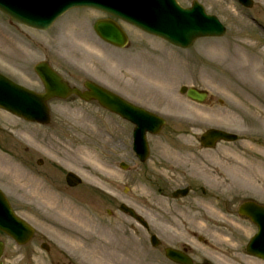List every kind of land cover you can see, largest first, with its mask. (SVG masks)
I'll return each mask as SVG.
<instances>
[{
	"label": "rangeland",
	"instance_id": "374dc122",
	"mask_svg": "<svg viewBox=\"0 0 264 264\" xmlns=\"http://www.w3.org/2000/svg\"><path fill=\"white\" fill-rule=\"evenodd\" d=\"M199 1L227 31L189 49L128 24L130 47L107 45L93 29L101 16L95 10L72 9L48 31L12 25L0 12V64L14 68L23 85L41 90L37 75L27 69L49 60L82 89L85 80L96 79L168 119L159 135L148 136L151 153L140 163L132 148L134 126L97 102L53 100L47 126L0 110V187L17 214L37 229L24 247L0 235L7 245L4 264H173L160 249L183 241L196 246L198 260L212 264H264L246 252L257 226L237 214L244 200L264 203V73L255 68L260 62L264 68V0H254L249 10L234 0ZM179 2L189 6L192 0ZM183 85L208 90L211 101H190L180 93ZM209 128L239 139L203 149L199 137ZM68 171L82 184L68 187ZM34 180L56 203L82 210L93 227H79L39 203L31 191ZM186 185L194 187L191 195L172 197ZM121 203L145 215L162 241L158 248L119 210ZM195 232L203 242L192 239ZM68 235L80 238L91 255L67 242Z\"/></svg>",
	"mask_w": 264,
	"mask_h": 264
},
{
	"label": "water",
	"instance_id": "95a60500",
	"mask_svg": "<svg viewBox=\"0 0 264 264\" xmlns=\"http://www.w3.org/2000/svg\"><path fill=\"white\" fill-rule=\"evenodd\" d=\"M251 6L250 0H240ZM75 7H91L118 17L142 30L162 37L174 45L188 48L199 37L221 36L225 27L217 17L207 15L204 8L194 2L191 8H182L176 0H0V9L11 18L38 29H48L65 11ZM95 29L106 41L123 47L128 42L124 30L112 19L99 20ZM36 71L42 79L46 92L37 94L23 88L0 75V107L30 121L48 123L50 121L47 102L54 97L67 98L72 93L86 101L97 100L108 110L136 123V147L145 146V133L159 132L164 120L144 109L129 103L107 89L87 81L86 91L71 88L47 63H40ZM191 99L203 102L207 94L195 88L181 89ZM236 136L224 131L212 129L202 136L203 144L211 146L218 140H235ZM147 155L146 146L139 149ZM68 182L76 185L79 180L69 174ZM121 209L136 217L134 211L122 205ZM241 212L249 216L260 232L248 245V252L264 259V207L253 203L242 206ZM140 221L141 218H138ZM0 229L8 233L19 243L24 244L33 236L32 227L16 216L6 197L0 190ZM4 245L0 242V258ZM166 255L182 264H194L192 260L174 249H166ZM1 264V261H0Z\"/></svg>",
	"mask_w": 264,
	"mask_h": 264
},
{
	"label": "bare ground",
	"instance_id": "6f19581e",
	"mask_svg": "<svg viewBox=\"0 0 264 264\" xmlns=\"http://www.w3.org/2000/svg\"><path fill=\"white\" fill-rule=\"evenodd\" d=\"M245 61H247V59ZM250 61H254V60H250ZM255 68L257 69L258 74L264 73V68L261 65V62ZM83 160L86 164L90 163V157L84 158ZM33 183H35L36 185L31 190L33 193L32 195L39 203L53 210L58 209V211L60 212L63 218L74 222L79 227H83V228L93 227L92 221L84 215L82 210L73 208L72 206L68 204H60L61 201L59 200L56 203L55 202L56 196L54 194L43 190L41 184L38 181L34 180ZM66 238H67L66 240H68L67 242H71V244L73 243L76 248L80 250H88V249H85V243L80 238L74 235H68L66 236ZM90 252H92V249L90 251L88 250L87 255H91ZM84 253L86 254L85 251ZM97 263L99 264V260H97ZM113 264H117V262L116 263L113 262Z\"/></svg>",
	"mask_w": 264,
	"mask_h": 264
},
{
	"label": "flooded vegetation",
	"instance_id": "af4514ba",
	"mask_svg": "<svg viewBox=\"0 0 264 264\" xmlns=\"http://www.w3.org/2000/svg\"><path fill=\"white\" fill-rule=\"evenodd\" d=\"M190 191H194V188L192 187V185L188 186ZM203 193H205V190L202 189ZM196 236V234H194ZM199 240L201 237H197ZM180 247L183 251H185L186 253H188L189 255L193 256L195 258V252H196V249L194 247H192L190 244L188 243H185L183 244L182 246H178ZM201 262H203L204 264H209L205 259L201 260Z\"/></svg>",
	"mask_w": 264,
	"mask_h": 264
}]
</instances>
